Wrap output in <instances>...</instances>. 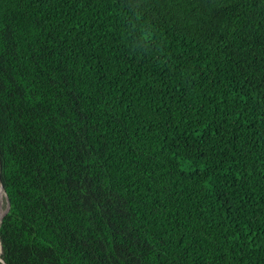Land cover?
Returning a JSON list of instances; mask_svg holds the SVG:
<instances>
[{"label": "trees", "instance_id": "obj_1", "mask_svg": "<svg viewBox=\"0 0 264 264\" xmlns=\"http://www.w3.org/2000/svg\"><path fill=\"white\" fill-rule=\"evenodd\" d=\"M0 180V264H264V0H0Z\"/></svg>", "mask_w": 264, "mask_h": 264}, {"label": "water", "instance_id": "obj_2", "mask_svg": "<svg viewBox=\"0 0 264 264\" xmlns=\"http://www.w3.org/2000/svg\"><path fill=\"white\" fill-rule=\"evenodd\" d=\"M0 185L3 188L2 183H1V180H0ZM5 198H6V208L4 209L3 213L0 215V222H1V219H2L3 215L9 209V199H8L6 193H5ZM2 253H3V248H2V242H1V239H0V262L2 261L4 263V261H3L4 259L2 258Z\"/></svg>", "mask_w": 264, "mask_h": 264}, {"label": "bare ground", "instance_id": "obj_3", "mask_svg": "<svg viewBox=\"0 0 264 264\" xmlns=\"http://www.w3.org/2000/svg\"><path fill=\"white\" fill-rule=\"evenodd\" d=\"M4 193H5L4 188H2L1 185H0V215L4 211V209H2V196H3Z\"/></svg>", "mask_w": 264, "mask_h": 264}, {"label": "rangeland", "instance_id": "obj_4", "mask_svg": "<svg viewBox=\"0 0 264 264\" xmlns=\"http://www.w3.org/2000/svg\"><path fill=\"white\" fill-rule=\"evenodd\" d=\"M2 207H3V209H5V207H6L5 193H4L3 196H2Z\"/></svg>", "mask_w": 264, "mask_h": 264}]
</instances>
